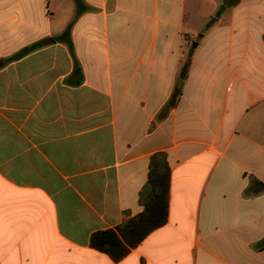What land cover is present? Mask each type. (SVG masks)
<instances>
[{"label":"crops","instance_id":"crops-1","mask_svg":"<svg viewBox=\"0 0 264 264\" xmlns=\"http://www.w3.org/2000/svg\"><path fill=\"white\" fill-rule=\"evenodd\" d=\"M82 2L0 0V264H264V0ZM157 153L168 221L113 261Z\"/></svg>","mask_w":264,"mask_h":264},{"label":"trees","instance_id":"trees-1","mask_svg":"<svg viewBox=\"0 0 264 264\" xmlns=\"http://www.w3.org/2000/svg\"><path fill=\"white\" fill-rule=\"evenodd\" d=\"M229 0H227V3ZM78 14L85 11L82 0H76ZM221 11L218 12L220 14ZM71 25L59 40L66 42L74 50L70 37ZM39 47L36 43L23 49L10 60L18 59ZM171 170L166 154L157 153L150 162L149 177L140 193V203L144 211L126 220L115 229L95 232L91 236V247L107 254L113 261H120L136 248L151 232L164 226L169 217V192Z\"/></svg>","mask_w":264,"mask_h":264}]
</instances>
